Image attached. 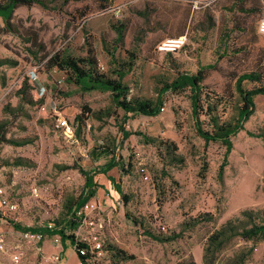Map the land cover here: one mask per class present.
I'll use <instances>...</instances> for the list:
<instances>
[{
    "label": "rangeland",
    "instance_id": "374dc122",
    "mask_svg": "<svg viewBox=\"0 0 264 264\" xmlns=\"http://www.w3.org/2000/svg\"><path fill=\"white\" fill-rule=\"evenodd\" d=\"M49 1L47 9L34 5L15 11L18 34L0 18V120L7 122V138L13 141L0 147V264H15V256L19 264H82L69 243L64 250L56 242L58 236L38 239L9 223L45 227L58 219L82 193L85 178L79 167L97 185L91 200L99 204L93 216L101 223V228L75 232L79 241L97 237L102 246L100 253H89L85 264H180L189 259L205 264L214 229L243 210L264 208V142L248 135L264 128V95L254 97L253 113L230 138L233 147L220 179L225 146L198 134L189 88L173 92L165 86L180 73L205 69L201 128L211 132L214 120L235 124L242 105L236 79L264 65V36L257 33L264 0L260 12L251 0H112L105 7L100 0ZM194 1L200 10L192 11ZM182 34L187 40L178 52L157 50L166 38ZM89 47L106 76L117 80L116 71L128 69L121 80L128 99L153 105L160 100L165 110L125 118L110 91H85L45 65V52L84 58ZM257 85L244 82L243 87ZM36 95L40 102L33 103ZM208 104L217 105L211 115ZM79 114L86 116L83 125L76 121ZM61 116L75 127V141L57 128ZM120 127L129 134L126 139ZM164 143L176 146L175 157L168 156ZM104 146H113V155L132 167L122 174L117 168L102 174L99 169L111 157L101 153ZM108 176L117 180L128 203ZM116 249L131 259L119 258ZM208 260L264 264V239L234 238Z\"/></svg>",
    "mask_w": 264,
    "mask_h": 264
},
{
    "label": "trees",
    "instance_id": "16d2710c",
    "mask_svg": "<svg viewBox=\"0 0 264 264\" xmlns=\"http://www.w3.org/2000/svg\"><path fill=\"white\" fill-rule=\"evenodd\" d=\"M100 1L105 7L112 0ZM251 1L253 3V10L255 12H260L262 7L260 0ZM49 3V0H0V18L2 19L8 31L18 34L19 29L15 26L13 20L15 11L20 7H32L34 5L47 9L49 7ZM182 35H178L175 37H179ZM29 37L33 39L36 45L42 48V44L38 42V36L36 34L31 33ZM123 37V30L119 29L117 31V41L121 42L123 40ZM43 58L46 59L45 65L48 70L57 69L58 71L63 72L67 75V81L77 85L85 91H110L117 107L124 111L125 118H127L128 114L154 116L159 112L160 107L162 106V102L160 100H158L156 104L153 105V103L139 98L128 99V88L121 82L128 69L118 72L116 71L118 75L117 80L106 76L99 71L98 59L96 58L91 47H89L87 55L84 58H75L60 51H57L52 55H49L47 54V52H45ZM131 65L132 64H127V66H129V69ZM206 69H208V67ZM205 71V69H200L196 74L180 73L170 84H167L165 86V89L176 92L182 91L185 88H189L191 92L192 115L196 122V130L198 134L206 142L220 141L225 146L224 161L220 166L218 172L219 178L222 179L224 167L226 166L227 162V156L229 155L233 147L230 138L236 135L240 130H243L244 122L253 113L254 97L257 95H264V85H261L264 82V65L260 66L258 69L244 72L240 74L236 79L235 89L242 101V105L238 110L235 124L226 121L220 123L218 120H214L213 130L211 132L203 130L198 120L199 112L203 110L201 97L203 87L202 82L206 78ZM244 82H251L258 85L247 90L243 87ZM31 100L33 103L40 102V98L37 95L34 96ZM207 107L209 115H211L216 110L217 105L208 104ZM84 110L85 112L90 111L88 108H85ZM85 120L86 116L84 114H79L76 116V121L80 123V125H83L85 123ZM6 127L7 122L0 120V147L2 144L13 143L11 139L7 138ZM120 129L123 133L124 139H126L129 134L125 132L123 127H120ZM248 135L261 138L264 142V128L261 129L258 133L248 132ZM145 140L147 141L146 138ZM114 147L104 146L101 150L102 154L111 155L109 160L99 169L102 174L107 175V173L114 168H117L120 174H122L127 171L125 167H132V164L130 162H127L125 164L113 155ZM164 147L168 156L175 157V152L177 149L174 144L164 143ZM78 169L85 178V184L82 193L75 202L67 205V211L65 213H63L58 219L52 220L50 222L51 227H25L16 222L9 221V223L15 229L23 233L41 234L42 236H58L60 238L63 249L65 250L67 248V243H69L73 247L79 261L82 264H85L86 260L90 257V254L86 250V243L79 241L75 236V232L79 224V219L76 217L74 210L78 209L85 202L95 196L97 192V185L94 182L93 177L88 172L84 171L80 167ZM108 178L112 186L115 188L117 194L120 195L123 202L125 204L128 203L129 197L122 191L120 185H118L117 183V180L112 176H108ZM204 217L208 216L204 215ZM131 219L133 220L135 226L141 232L150 234L147 230H145L143 224L140 221L135 218ZM203 219L206 220V218ZM211 219L208 218L207 220L210 221ZM196 221L197 220H193L192 223L189 224V226H192ZM234 238H239L246 241L264 239V208H261L259 210H243L239 213V215L228 219L218 228L214 229L207 239L205 264H213L212 261H207V258H209V254L212 257L214 252L221 250ZM116 254L121 259H131L122 250L116 249ZM180 264L196 263L192 259H189L181 262Z\"/></svg>",
    "mask_w": 264,
    "mask_h": 264
},
{
    "label": "built area",
    "instance_id": "2783aa9c",
    "mask_svg": "<svg viewBox=\"0 0 264 264\" xmlns=\"http://www.w3.org/2000/svg\"><path fill=\"white\" fill-rule=\"evenodd\" d=\"M202 7V5H200L197 1L192 2V10H200ZM257 32L260 35H264V18H262L261 20H259L258 22V26H257ZM187 40V34H184L182 36L179 37H172V38H166L165 40H163L160 44H158L157 46V50L163 53H175L178 52L179 50H181V48H183V46L185 45ZM165 110L164 106L160 107V111L163 112ZM57 121V128L61 131V133L67 138V139H71L73 141H75V127L73 126V124H71L68 120H66L65 117L61 116V117H57L56 119ZM120 149L119 145L115 146V151L118 152ZM135 155L137 157L140 156L139 152H135ZM147 178V177H146ZM92 199V198H91ZM88 200L87 202H85L82 206H80L78 209H75V215L76 217L79 219V224H78V228L77 229H82L83 227L88 228V227H93V226H98L99 228H101V223L99 224L98 221L95 222V218L93 216V214L98 210L99 204L96 201H92V200ZM2 204H7L5 201L1 202ZM15 207V206H13ZM48 227H51V224L47 225ZM27 235L30 236H37L38 239H42L44 236H42L41 234H31V233H25ZM59 238V237H58ZM60 240L56 239V242H58ZM81 242H85L86 243V250L90 253H100V251L102 250V246L100 244V242L98 241L97 237H92V240H84ZM3 248L2 245V239L0 238V249ZM55 262H59L60 261V256H54L53 257ZM13 261L15 262V264H19V257L15 256L13 258Z\"/></svg>",
    "mask_w": 264,
    "mask_h": 264
},
{
    "label": "crops",
    "instance_id": "0c3cea01",
    "mask_svg": "<svg viewBox=\"0 0 264 264\" xmlns=\"http://www.w3.org/2000/svg\"><path fill=\"white\" fill-rule=\"evenodd\" d=\"M258 33V32H257ZM264 36V35H263Z\"/></svg>",
    "mask_w": 264,
    "mask_h": 264
}]
</instances>
